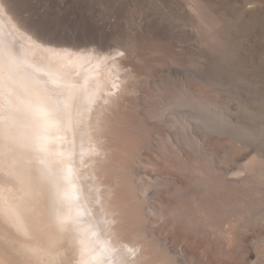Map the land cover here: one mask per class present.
Masks as SVG:
<instances>
[{
    "label": "bare ground",
    "instance_id": "6f19581e",
    "mask_svg": "<svg viewBox=\"0 0 264 264\" xmlns=\"http://www.w3.org/2000/svg\"><path fill=\"white\" fill-rule=\"evenodd\" d=\"M17 2L0 0V63L3 64L0 76L4 85L0 95V258L3 261L0 264H111L113 254L122 264H187L181 249L173 251L160 237L151 240L144 232L138 233L141 229L147 231L142 225L148 219L145 211L160 219L167 214L166 210L176 216L190 211L188 214L198 215L213 229L202 202L206 194L216 192L208 184L210 172L206 173V167L200 164L207 155L195 163L191 155L204 156L207 152L202 151L204 139L210 133L224 136L225 131H230L232 141L256 143L262 132L248 129L246 122L245 125L234 123L224 116V109L211 104L205 106L203 99L195 101L196 107L185 103L180 100L184 98L183 92L178 97L180 101L175 99L159 109L158 116H151L154 125L163 126L164 135L151 149L154 155L150 170L156 175L164 169L166 176L159 178L157 174L153 180L147 171L149 174L144 176L152 183L141 188V200L135 202L133 199L139 197L133 198L132 194L119 198L118 177L114 176V183L105 184L107 173L133 172L134 158L144 163L140 154L137 155L138 147L128 151L131 145L119 148L111 140L114 125L108 115L119 103L127 108L139 90L135 70L128 71L124 64L127 53L116 46L113 51L124 56L119 60L115 53L110 59L111 52L100 54L78 45L47 41L30 27L25 11L19 14L22 1L19 7ZM10 65L14 72L12 79H9ZM18 107L26 108L23 115ZM242 111L247 120L263 115L244 108ZM169 125L172 127L166 128ZM141 142L150 143L149 138ZM238 169L236 174L241 169L249 172L250 163ZM136 171L140 177L141 172ZM230 171L226 170V175L234 173ZM161 180L166 184H159ZM160 188L172 192L167 193L168 198L177 200L176 207H170L172 200H166L165 190V199L153 191L150 193L151 190L162 192ZM186 197L191 198V204L185 203ZM233 227L227 226L224 231L217 228L213 233L223 242H231Z\"/></svg>",
    "mask_w": 264,
    "mask_h": 264
},
{
    "label": "rangeland",
    "instance_id": "374dc122",
    "mask_svg": "<svg viewBox=\"0 0 264 264\" xmlns=\"http://www.w3.org/2000/svg\"><path fill=\"white\" fill-rule=\"evenodd\" d=\"M17 1L18 4L20 0ZM21 1V7L19 4L17 7L22 12L17 9L18 13L25 11L23 14L30 17L27 16L26 19L30 27L47 41L53 40L52 43L74 47L78 45L100 54L111 52L110 59L116 53L114 48L121 46L128 55L124 64H127L128 71L135 70L138 76L136 89L139 90L135 95L136 99L129 101L131 105L128 104V107H131L124 108L119 103L113 113L108 115L114 125L111 130L113 139L109 136V140L111 137L113 145L119 148L131 145L128 146V151L138 147L137 155L140 154L139 158L144 163L141 164L139 159L134 158L133 172L122 173L120 170L117 174L111 171L107 173L103 181L105 184L114 183V176L118 177L121 184L117 188L119 198L124 194H132L133 198L139 197L133 200L139 201L141 188L152 183L145 174L150 173L148 176L153 177V180L157 178V174L159 178L166 176L164 169H161V174V170L156 172V175L151 171L150 161L154 155L151 149L155 148L156 141L160 142L164 135L163 126L154 125L151 116H158L159 109L175 99L179 100L178 97L183 92L184 98L180 100L185 103L196 107L195 101L203 99L201 102L205 106L211 104L224 109V116L234 123L245 125L246 122L248 129L264 134V0ZM22 16L26 18L25 15ZM116 54V59L119 60L124 56L123 53ZM145 78L148 81L146 83ZM185 95L190 97L186 98ZM150 100L151 104L154 102L153 105ZM243 108L263 115L256 120H247L244 118ZM146 109L152 112L151 115ZM171 127L169 125L166 128ZM228 134L232 133L225 131L226 137L210 133L204 139L205 148L202 151H207H203L204 156L199 158L191 155L193 162H199L205 155L209 158L204 159V162L202 160L200 164L206 167V173L210 172L208 184L212 191L215 189V196L217 193L218 195L215 197L209 192L201 201L206 214L208 212L210 224L214 225L213 229L198 215L188 214L190 211L187 213L190 216H176L168 214L166 210L167 214L162 219L145 211L148 219L142 225L147 231L138 230V233L149 235L151 240L160 237L173 251L180 252L181 249L187 264H264V143H261L260 138L256 143L248 140L236 142L229 139ZM147 137L150 141L148 145L141 142ZM116 155L119 159L120 154ZM210 157H213L212 161ZM247 162L250 163L251 171L241 169V173L236 174L238 166H244ZM212 165L214 168H211ZM258 168L261 170L257 171ZM225 169L234 173L226 175ZM136 170L141 172L140 177ZM225 181L232 183L229 185ZM159 184L164 185L166 181L161 180ZM164 190H151L150 193L153 191L165 199V195L172 192ZM168 195L166 200H172L170 207H176L177 200L168 198ZM190 199L186 197L185 203L191 204ZM230 225H234L231 242H223L213 233L217 228L222 227L223 230ZM130 238V233H127L126 240Z\"/></svg>",
    "mask_w": 264,
    "mask_h": 264
},
{
    "label": "snow or ice",
    "instance_id": "6c2138e0",
    "mask_svg": "<svg viewBox=\"0 0 264 264\" xmlns=\"http://www.w3.org/2000/svg\"><path fill=\"white\" fill-rule=\"evenodd\" d=\"M0 69H3V64L2 63H0ZM8 70H9V79H12L13 78V75H14L13 66L10 65ZM22 87H24V86H22ZM3 88H4V85H3V76H0V95L3 94ZM25 91H27L26 88H25ZM9 94H11V89H9ZM22 103H24V102L22 101ZM9 104L11 106V101H9ZM26 107H27V105H26ZM17 110L20 111L21 114L23 115L24 112L26 111V108L24 110H22V109H19V107H18ZM253 139L255 140L256 138L254 137ZM260 141H261V143H264V134L261 135ZM115 256H116V254H113V258H112L111 264H122V262L121 261H118L115 258Z\"/></svg>",
    "mask_w": 264,
    "mask_h": 264
}]
</instances>
